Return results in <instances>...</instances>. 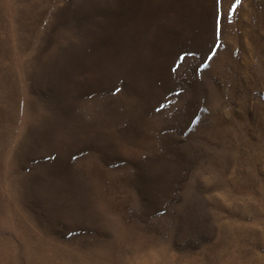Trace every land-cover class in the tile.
<instances>
[{
	"label": "rangeland",
	"instance_id": "374dc122",
	"mask_svg": "<svg viewBox=\"0 0 264 264\" xmlns=\"http://www.w3.org/2000/svg\"><path fill=\"white\" fill-rule=\"evenodd\" d=\"M234 3L0 0V264H264V0Z\"/></svg>",
	"mask_w": 264,
	"mask_h": 264
},
{
	"label": "snow or ice",
	"instance_id": "6c2138e0",
	"mask_svg": "<svg viewBox=\"0 0 264 264\" xmlns=\"http://www.w3.org/2000/svg\"><path fill=\"white\" fill-rule=\"evenodd\" d=\"M217 3L219 4V0H217ZM240 4H241V0H235V3L232 5L231 11L229 13V20H231L232 13H234L236 11L237 6L240 5ZM216 25H217L216 26V35H217V45H216V47L219 48L220 47L219 37H220V31H221V29H220V17H219V15L217 16ZM183 59H184V57H180V60H183ZM119 91H120V89L117 88L116 89V92H119ZM161 107H164V105H162Z\"/></svg>",
	"mask_w": 264,
	"mask_h": 264
}]
</instances>
